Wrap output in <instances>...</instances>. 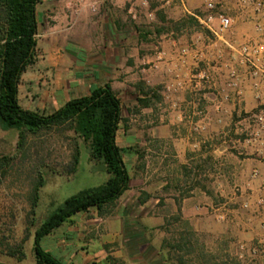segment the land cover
<instances>
[{
    "label": "rangeland",
    "instance_id": "obj_1",
    "mask_svg": "<svg viewBox=\"0 0 264 264\" xmlns=\"http://www.w3.org/2000/svg\"><path fill=\"white\" fill-rule=\"evenodd\" d=\"M208 3H213L216 8L205 12ZM158 6L159 0H148L147 5H142L141 0L136 1L132 8L135 16L130 14L133 28L137 27L147 41L159 40V36L165 34H192L198 49L192 52L196 55L193 57L195 67L189 78L191 92L188 89L182 92L184 102L193 100L201 109L195 120L204 118L220 123L227 117V122L211 129L205 128L203 122L190 130L182 129L174 113L176 91L170 83L165 87L166 84L149 86L141 82L122 91L123 120L119 127L130 129L137 141L124 146L122 132L117 141L124 150L132 187L140 191L141 197L159 199V204L153 206L150 213L160 215L162 224L148 232L128 231L124 235L127 241L120 245L108 241L106 235L108 221L115 215L114 204L105 205L100 212L91 208L77 215L76 221L81 223V228L79 240L74 239L73 243L80 254L73 255L74 249L68 251L69 260L74 264H264V203L258 204L259 199H264V174L258 171L255 176V193L240 187L251 180L247 158L255 156V161L264 162V150L260 151L264 142V114L261 112L264 102L249 112L226 116L221 113V101L227 102L231 92L221 91L220 97L213 85L215 77L224 70L228 88L235 89L239 78L235 64L216 56L223 48L221 45H237L239 59L250 77L264 78V0H200L190 12L200 10L212 14L211 19L201 16L202 22L189 13L180 12L169 15L165 23H159L158 13L162 8H156ZM150 11L152 17L148 16ZM219 14L230 19V26L224 30L220 29ZM178 23L183 25L179 29L175 28ZM41 45L46 47L44 40ZM242 45L262 46L254 55L258 69L255 75L250 64L243 61ZM155 46L157 49L153 51H159L160 45ZM161 59L163 53L160 59L153 61ZM44 70L37 64L26 68L18 98L23 108L48 114L51 109L45 101L50 92L54 93V83L43 79L44 76L33 78L43 74ZM203 92H209V98H204ZM141 98L147 99L149 105H142L138 101ZM210 106L213 110L208 113ZM153 126H158L153 130L159 135L158 141L151 139L149 128ZM189 134L193 140L187 139ZM17 140L16 130L0 127V158L7 157V164L0 169V241L10 245L22 242L25 256L18 260L0 252V261L32 264L35 227L65 198L102 184L108 174L101 163L91 159L87 144L73 137L68 127L26 132L19 147ZM76 149L80 154L78 163L74 164ZM40 177L42 185L32 216L33 187ZM146 190L150 191L148 196ZM200 192H204L211 203V208L207 209V230L194 229L178 207V199ZM165 198H174L176 208L168 207L163 201ZM254 206L255 238L240 240L224 225L227 220L225 209H232L240 217ZM125 217L129 218V215ZM61 234L60 230H55L53 236L45 237L44 248L59 249ZM126 253L130 254L127 256ZM63 255L66 257L65 253Z\"/></svg>",
    "mask_w": 264,
    "mask_h": 264
},
{
    "label": "crops",
    "instance_id": "obj_2",
    "mask_svg": "<svg viewBox=\"0 0 264 264\" xmlns=\"http://www.w3.org/2000/svg\"><path fill=\"white\" fill-rule=\"evenodd\" d=\"M159 2L160 6L156 8H162L160 13L164 20L158 18V21L165 23L171 14L180 12L188 14L191 9L196 7L195 2H200V0H185L186 5L183 7L178 1L166 3L159 0ZM180 7L183 9L180 10ZM130 11L127 0L38 1L36 5L38 34L34 64L45 70L43 74L33 78L40 79L44 76L43 79L54 83L55 91L54 93L50 92L51 94L45 101L51 109L50 112L66 101L87 95L92 89L104 84H109L122 101L123 92L137 83L143 82L149 86L166 84L165 87L170 83L172 90L176 91L174 93L176 98L174 113L177 114L176 120L182 129L190 130L200 122H203L207 129L215 126L222 127L226 124L227 117L220 123L204 118L200 121L195 120V115L200 113L201 109L196 107L193 100L184 102L182 92H186V89L191 92L189 78L195 67L193 57L196 56L192 52L194 49H198L194 45L193 35L185 33L186 37H184L185 34L180 36L165 34L160 35L159 40L147 41L141 37L137 27L133 28ZM42 40L46 47L41 45ZM155 45H160L159 51H153L157 49ZM193 45L194 48H192ZM227 46L221 45L223 48L217 51L219 54L216 56L229 64H235L239 73L237 86L235 89H231L225 85L227 76L223 68L224 72L222 71L223 73L213 80V85L220 97L222 96L220 95L221 91L231 92L227 102L221 101V113L226 116L240 111L249 112L264 102V78H251L239 59L238 46ZM162 53L163 59L154 62V58L160 59ZM201 94L204 98H209V92ZM188 97L189 95H186V98ZM212 110L213 106L207 108L208 113ZM160 119L162 121V117ZM157 127L149 128L153 141H158L159 138V135L153 131ZM119 132H122L124 146L133 145L137 141L134 137L135 134L125 127H119L116 141ZM187 139L193 140L190 138V134ZM260 148V151L264 150V142ZM247 160L251 172L257 168L262 175L264 174L263 161H255V156L247 158ZM241 176L243 177V175ZM240 187L251 189L252 193H255V176L251 174V180L244 182L243 185L240 184ZM145 192L147 196L150 194L149 190ZM204 194V192H200L182 200L178 199V207L183 218L187 219L194 229L198 227L207 230L208 228L206 226L207 209L211 208V203ZM139 196L140 191L132 187L130 180L129 188L113 202L115 215L111 216L108 221L109 226H106L108 241H115L121 245L122 242L127 241L124 236L126 232H148L152 231L156 225L162 224L160 215L150 213V209L159 204V199L151 200L150 197ZM163 201L171 209L176 208L174 198H165ZM251 208L250 212L246 211L240 217L236 216L232 209L224 208V214L227 216L224 225L240 240L249 241L255 238V206L253 209ZM143 209L146 211H142ZM81 213L73 215L69 222L55 229L62 233L59 249L46 248L53 254L60 252L55 255L66 260L69 264H74L72 260H69L68 251L76 250L73 242L74 239L75 241L79 240L81 228V223L77 222L76 218ZM127 215L129 218L125 217ZM141 221L143 223H140ZM134 226L140 227V229L137 230ZM53 232L46 237L53 236ZM72 252L75 256L80 254L79 250ZM64 253L66 257H64ZM118 253L122 255L120 251ZM129 254L126 253L127 256Z\"/></svg>",
    "mask_w": 264,
    "mask_h": 264
},
{
    "label": "trees",
    "instance_id": "obj_3",
    "mask_svg": "<svg viewBox=\"0 0 264 264\" xmlns=\"http://www.w3.org/2000/svg\"><path fill=\"white\" fill-rule=\"evenodd\" d=\"M39 0H0V127L16 130L17 146L22 145L26 132L38 133L52 128L72 131L73 137L87 144L91 159L101 163L108 174L106 180L65 198L37 225L32 236V264H69L44 248L43 239L77 213L95 208L99 212L112 204L129 188L130 174L124 161V150L116 135L122 118V101L109 84L98 86L89 94L72 98L48 114L25 109L19 103V85L26 68L36 61L38 21L36 5ZM164 20L162 13H158ZM183 25L178 23L175 28ZM138 101L148 106L145 98ZM80 152H74L73 163ZM7 157L0 158V169ZM42 179L33 187L30 214H35V202ZM32 218V217H31ZM33 220V218H32ZM31 220V221H32ZM0 252L21 260L25 256L23 243L10 245L0 241ZM0 264H8L0 261Z\"/></svg>",
    "mask_w": 264,
    "mask_h": 264
},
{
    "label": "built area",
    "instance_id": "obj_4",
    "mask_svg": "<svg viewBox=\"0 0 264 264\" xmlns=\"http://www.w3.org/2000/svg\"><path fill=\"white\" fill-rule=\"evenodd\" d=\"M138 1V0H127V2L129 3V8L131 9L130 11V14H132V17L135 16L134 13H132V8H133V5L134 3ZM166 3H171V2H175V1H178V3L183 6L184 5V0H162ZM141 4L142 5H147L148 4V0H141ZM216 6L213 4V3H208L206 8L204 9V11L208 12L210 10H213L215 9ZM94 10V8H93ZM204 11H196V12H189L190 15L196 17L199 21H203V19H201V16L203 17H206L207 19H211L212 18V14H205ZM148 16L149 17H152L153 16V12L150 11L148 13ZM219 23H220V29L221 30H224L226 28H228L230 26V19L225 16V15H222V14H219ZM262 46H259L258 45H242V57H243V61L247 62L250 64L251 68L253 69L252 73L255 75L257 74L258 72V69L255 65V53L259 52L260 48ZM262 52V51H261ZM262 55L264 56V50H263V53ZM263 72V71H262ZM234 76V75H232ZM235 84V83H234ZM261 112L264 114V107L261 109ZM258 175V170L255 169L252 171V176H257ZM264 203V199H259L258 200V204L262 205ZM244 206H247V203H244ZM264 216V214H263Z\"/></svg>",
    "mask_w": 264,
    "mask_h": 264
}]
</instances>
